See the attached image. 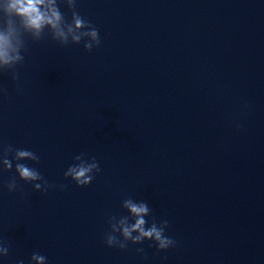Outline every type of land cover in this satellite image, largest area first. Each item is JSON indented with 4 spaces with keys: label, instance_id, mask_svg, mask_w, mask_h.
<instances>
[{
    "label": "clouds",
    "instance_id": "clouds-1",
    "mask_svg": "<svg viewBox=\"0 0 264 264\" xmlns=\"http://www.w3.org/2000/svg\"><path fill=\"white\" fill-rule=\"evenodd\" d=\"M66 5L71 13V20L61 12L59 3ZM49 34L53 41L62 46L69 43L80 44L84 41L83 47L86 51L100 44L99 30L89 21L84 19L77 10L76 0H0V73L10 72L13 81L18 82L19 73L16 71L17 65L23 63L28 51L27 41L31 39L38 42ZM17 93L22 89L17 83ZM0 94H7V89L0 87ZM239 128L240 125H237ZM9 155L12 159H9ZM39 156L31 150L14 148L12 145L0 146V165L4 171H11L15 162V172L20 180L31 183L36 191L47 192L50 185L44 179L39 170L29 167L21 161H32L39 163ZM75 163L70 165L64 173V177L71 178L78 187H85L92 183L95 174L101 169L95 157L87 158L86 153H80L74 157ZM9 192L17 190V181L12 177L6 184ZM68 185H60L66 189ZM123 209L129 215H115L108 217L110 231L106 233L104 243L108 247H118L121 250L128 248V243L141 244L145 240L152 241L158 251L175 247L176 241L165 234L168 221L163 220L159 224L156 218L149 222L145 217L150 216L151 209L147 202L126 198L122 202ZM130 217L134 222H129ZM117 233L119 235H117ZM9 248L0 242V257L8 255ZM138 253H143V248L137 249ZM31 260L37 264H44L46 257L33 253ZM23 264V261H18Z\"/></svg>",
    "mask_w": 264,
    "mask_h": 264
}]
</instances>
